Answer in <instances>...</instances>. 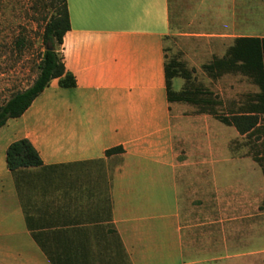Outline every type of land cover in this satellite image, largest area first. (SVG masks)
I'll list each match as a JSON object with an SVG mask.
<instances>
[{"label":"crops","instance_id":"1","mask_svg":"<svg viewBox=\"0 0 264 264\" xmlns=\"http://www.w3.org/2000/svg\"><path fill=\"white\" fill-rule=\"evenodd\" d=\"M173 2L65 0L60 51L75 84L51 78L0 125V264L195 263L201 231L227 248L255 230L264 253V220H253L264 176L231 142L239 133H209L216 118L167 100ZM21 137L41 165L11 173L5 148Z\"/></svg>","mask_w":264,"mask_h":264},{"label":"rangeland","instance_id":"2","mask_svg":"<svg viewBox=\"0 0 264 264\" xmlns=\"http://www.w3.org/2000/svg\"><path fill=\"white\" fill-rule=\"evenodd\" d=\"M58 4V0H0V103L12 92L29 85L35 77L44 47L43 25ZM237 33L264 34V0H174L172 4L171 26L163 39L165 54L177 56L190 69L194 82L201 83L220 98L221 103L215 106L220 111L235 106L246 92L257 89L239 73H224L210 79L199 67L213 54L221 55L230 37ZM179 83L180 79L174 78L173 87H178ZM194 111V105L186 109V112ZM193 126L201 130L205 125L200 122ZM207 127V132L220 135L230 131V127L215 119L209 120ZM231 131L234 132V128ZM231 142L239 155L245 154L247 145L242 135L238 134ZM239 163L260 176L259 168L250 159H241ZM257 207L264 208V194ZM261 219L264 217L260 214L253 218ZM198 236L200 247L190 256L202 260L186 264H264V253L256 252L259 245L255 230L246 237L239 232L237 246L229 244L227 248L218 242L206 243L203 231Z\"/></svg>","mask_w":264,"mask_h":264},{"label":"trees","instance_id":"3","mask_svg":"<svg viewBox=\"0 0 264 264\" xmlns=\"http://www.w3.org/2000/svg\"><path fill=\"white\" fill-rule=\"evenodd\" d=\"M58 1L57 8L43 25L41 36L44 47L36 65V75L29 85L12 92L0 103V125L7 118L21 114L51 78H56L60 86L75 84L72 73L64 67L60 51L62 34L68 28V16L65 0ZM199 67L210 79L224 73H239L254 83L257 89L245 93L235 106L220 111L215 107L221 103L220 98L201 83L194 82L183 61L169 57L164 63L167 100L189 102L195 106L196 112L208 113L221 123L232 125L244 137L247 152L264 176V35H234L221 55L213 54ZM173 76L182 78L179 89L171 88L170 79ZM121 151V146L115 145L106 148L104 154H119ZM5 165L14 173L24 166L41 165V159L29 140L21 137L7 144Z\"/></svg>","mask_w":264,"mask_h":264}]
</instances>
